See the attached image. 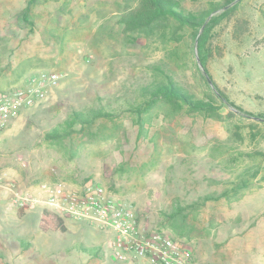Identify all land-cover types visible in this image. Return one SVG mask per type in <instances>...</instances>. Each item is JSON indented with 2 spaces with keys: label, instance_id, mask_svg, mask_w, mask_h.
Segmentation results:
<instances>
[{
  "label": "rangeland",
  "instance_id": "1",
  "mask_svg": "<svg viewBox=\"0 0 264 264\" xmlns=\"http://www.w3.org/2000/svg\"><path fill=\"white\" fill-rule=\"evenodd\" d=\"M181 1L190 11L206 6ZM137 2L0 0V91L40 71L62 74L0 133V174L21 190L43 181L78 188L95 180L132 204L142 227L189 245L195 264H264V154L258 153H264V0H241L221 19L206 41L205 67L198 63L211 88L253 114L229 124L165 101L144 104L143 87L159 76L154 66L172 49L180 53L170 63L176 79L199 95L205 87L187 33L163 40L153 30L123 29L122 14ZM27 5L24 22L19 14ZM139 105L146 108L137 112ZM73 110L109 115L69 123ZM52 128L71 133L47 138ZM247 166L257 173L233 192ZM39 217V209L0 198V264H123L106 245L108 230L60 217L65 231H42Z\"/></svg>",
  "mask_w": 264,
  "mask_h": 264
},
{
  "label": "built area",
  "instance_id": "2",
  "mask_svg": "<svg viewBox=\"0 0 264 264\" xmlns=\"http://www.w3.org/2000/svg\"><path fill=\"white\" fill-rule=\"evenodd\" d=\"M62 74L40 71L26 78L22 85L0 91V133L11 119L40 101L49 88L56 86ZM0 193L18 209L41 206L59 217L84 221L106 229V245L113 258L123 264H195L192 250L183 240L159 229H146L136 208L103 184L87 179L78 188L63 182L43 181L21 190L13 182L3 183Z\"/></svg>",
  "mask_w": 264,
  "mask_h": 264
},
{
  "label": "trees",
  "instance_id": "3",
  "mask_svg": "<svg viewBox=\"0 0 264 264\" xmlns=\"http://www.w3.org/2000/svg\"><path fill=\"white\" fill-rule=\"evenodd\" d=\"M206 6L199 8L197 11L187 10L181 0H138L137 4L130 8L126 13H123L120 18V23L124 30L131 33L143 30H153L157 32L163 40L174 38L180 40L183 38L184 32L187 33L190 39L191 50H194L195 40L197 48V56L199 62L203 67L209 55V49L206 46V41L210 36L212 28L219 23L221 19L232 13L241 0L236 1L228 8L214 13L207 19L208 15L219 8H224L233 0H204ZM29 11L27 5L19 14V18L27 21L26 15ZM201 29L200 33L199 30ZM166 42V41H163ZM179 49H172L169 53L164 54L165 58L161 60L160 64L154 66L159 75L149 85L143 87V90L148 97V102H144L147 106H152L159 101L169 103L176 111L185 110L189 113H198L205 117H210L214 120L227 122L234 116H253L249 111L244 110L240 106L235 105L228 97L222 93L216 86L215 89L211 88L208 80L196 60V56L192 59L194 68L198 78L201 80L202 85L205 87V92L199 95L188 89L182 82L176 79L174 75L173 66L170 65L171 61L180 60ZM225 104L230 105L233 110H228L226 113L222 112L221 108ZM146 108L139 105L137 112H141ZM72 119L68 120L69 123L74 121L83 124L91 123V121L98 115L108 116V112L100 111L88 117L81 110H73ZM228 123V122H227ZM229 124V123H228ZM228 130L230 128H227ZM71 133L70 130H62L59 128H52L46 132L47 138H60L64 134ZM233 134L237 137H242V132L235 126ZM258 153L264 154L259 151ZM258 167L247 166L238 174V182L233 184L231 188L233 192L237 188L246 185L248 175H255ZM227 190L222 191L216 196H203L202 200L213 198L217 199L227 195ZM201 203V202H200ZM39 228L42 231L46 230H59L61 232L66 230L62 220L58 215L49 211L48 209L41 208L39 217Z\"/></svg>",
  "mask_w": 264,
  "mask_h": 264
},
{
  "label": "crops",
  "instance_id": "4",
  "mask_svg": "<svg viewBox=\"0 0 264 264\" xmlns=\"http://www.w3.org/2000/svg\"><path fill=\"white\" fill-rule=\"evenodd\" d=\"M14 120L15 119H11L10 121H9V123H8V125H10L11 123L13 124V122H14ZM1 176H2V180H3V183H6L7 181H9L8 180V178H5L2 174H0ZM4 197V194H2V193H0V198H3ZM9 203H10V201H9ZM10 205H12L14 208H16L12 203H10ZM33 209H39V215H40V213H41V208H40V206H34V207H32Z\"/></svg>",
  "mask_w": 264,
  "mask_h": 264
},
{
  "label": "water",
  "instance_id": "5",
  "mask_svg": "<svg viewBox=\"0 0 264 264\" xmlns=\"http://www.w3.org/2000/svg\"><path fill=\"white\" fill-rule=\"evenodd\" d=\"M236 1V0H235ZM230 4H228L227 6H225L224 8H227L228 6H229ZM200 31H201V29H200ZM200 31H199V33H200ZM196 41H197V38H196V40H195V51H196ZM198 60V59H197ZM198 63H199V61H198ZM200 64V63H199ZM255 118H257V117H255Z\"/></svg>",
  "mask_w": 264,
  "mask_h": 264
}]
</instances>
